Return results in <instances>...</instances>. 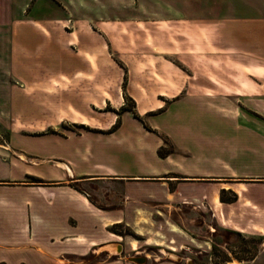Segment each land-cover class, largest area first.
<instances>
[{"label":"rangeland","instance_id":"obj_1","mask_svg":"<svg viewBox=\"0 0 264 264\" xmlns=\"http://www.w3.org/2000/svg\"><path fill=\"white\" fill-rule=\"evenodd\" d=\"M175 1L183 3L177 7L190 9L191 0H0V143L7 144L8 136L11 138L7 130L14 128L20 132L13 135L17 137L13 141L78 152L94 172H110L108 167L113 166L132 173L165 167L199 174L185 177L197 180L198 194L189 196L190 189L184 188L182 198L161 197L157 183H148L152 195L132 199L127 220L110 226L117 234L115 247L111 246L116 253L111 257L143 264L161 260L264 264V232L252 227L254 215L242 206L240 183L242 173L246 178L264 175V118L255 111L261 102L186 95L171 102L160 98V83L169 77H182L187 84L189 78L242 76V67L207 69L198 61L203 54H197L199 58L194 57L192 63L172 64L175 54L159 47L167 45L164 26L179 23L161 20ZM131 14L133 20L112 21L116 15ZM114 24L125 25L123 34L111 26ZM104 26L109 33L107 45L104 41L99 53L103 83L102 91L97 92L94 84L79 77L84 67L79 45L84 34L88 42H94ZM229 35L220 43H228ZM128 37L130 45H126ZM203 42L199 39L198 44ZM225 54L231 60L242 58V52ZM219 55L223 54L216 57ZM94 56V52L86 53L90 62ZM94 73V68H88L87 78ZM108 96L110 99H104ZM122 113L130 118H123ZM120 123L116 135H124L125 141L106 132ZM155 144H160L156 150L160 155L174 146L178 162L172 165L150 158L140 147ZM96 147L115 151L118 159L95 155ZM142 151L145 162L136 160ZM206 172L232 175L203 176ZM174 184L170 183L171 189ZM257 186L250 183L245 192L253 197ZM106 192L105 188L99 195L101 202H108ZM117 194L109 201L123 206L125 200L119 191ZM259 200L264 203V189ZM108 254L103 251L88 264ZM132 256L145 259L138 262Z\"/></svg>","mask_w":264,"mask_h":264},{"label":"crops","instance_id":"obj_2","mask_svg":"<svg viewBox=\"0 0 264 264\" xmlns=\"http://www.w3.org/2000/svg\"><path fill=\"white\" fill-rule=\"evenodd\" d=\"M178 4L183 3H171L170 11L161 17L166 22H179L173 27L164 26V42L167 45L159 48L164 53L175 54V62L168 61L177 67L178 63L189 60L192 63L194 57L199 58L197 54H203L205 56H201L198 61L207 69L242 67V76L189 78L187 84L182 77H169L168 81L160 83V98L171 102L185 95L187 98L203 96L229 101L239 99L245 103L255 100L261 102V107L264 106V0H191L190 9L186 11L183 7H177ZM131 19H134L132 14L112 17L113 22ZM239 21L242 24H234ZM105 26L100 35L94 36V42H88L84 34L79 45V57L84 66L79 77L94 84L97 92L102 91L103 83V63L99 53L103 52L104 41L107 45L105 38L109 32ZM111 26L120 28L123 34L122 27L125 25ZM226 34H230L229 38L232 39L221 44L220 40ZM199 39L205 43L199 45ZM126 41V45H130L129 37ZM93 52L95 60L90 62L86 53ZM241 52L242 58L238 60L227 59L225 54ZM220 53L223 55L216 57ZM88 68L95 70L91 78H87ZM97 84L101 86L100 90ZM104 99H110V96ZM261 107H256L255 111L264 118L261 113L264 109ZM121 116L130 118L128 113H122ZM108 126L110 124L105 127ZM120 126L121 123L106 132L117 136ZM7 131L11 138L8 136L7 144L0 143V264H88L92 257L96 258L103 251L110 254L91 264H143L123 257H111L116 253L111 252V246H114L113 240L117 239V234L110 226L126 219L133 206L132 199L143 200L152 195L148 191V183H157L162 190L161 197L167 199L182 198L184 188L190 189L186 193L189 196L198 194L200 186L195 185L197 180L185 177L199 174L178 173L165 167L153 168L149 173H132L113 166L108 167L107 171L110 172H94L91 167H87L78 152H62L50 147L22 144L13 141L17 139L13 135L19 133V130L8 128ZM76 135L82 134L68 136ZM125 138L124 135L116 137L118 141H125ZM159 145H151L147 149L140 147L148 151L150 158L175 165L178 159L175 157L174 146L170 152L160 155L156 151ZM95 155L118 159V153H109L102 147H96ZM136 160L145 162V151L138 153ZM210 172L202 174L232 175ZM143 176L158 179H142ZM246 176L242 173L240 182L242 206L254 215L250 220L252 227L264 232V203L259 200L263 194L264 175H255L256 178ZM173 182L175 184L171 189L170 183ZM250 183L259 185L255 189V197L245 192ZM105 188V194L108 195L106 199H109L108 202H101L99 195H102ZM118 191L125 200L123 206L109 201L117 198ZM153 264L179 263L161 260Z\"/></svg>","mask_w":264,"mask_h":264},{"label":"water","instance_id":"obj_3","mask_svg":"<svg viewBox=\"0 0 264 264\" xmlns=\"http://www.w3.org/2000/svg\"><path fill=\"white\" fill-rule=\"evenodd\" d=\"M132 258H133V260H136V261H138V262H142V261H144V256H132Z\"/></svg>","mask_w":264,"mask_h":264},{"label":"bare ground","instance_id":"obj_4","mask_svg":"<svg viewBox=\"0 0 264 264\" xmlns=\"http://www.w3.org/2000/svg\"><path fill=\"white\" fill-rule=\"evenodd\" d=\"M230 264H244V263L240 261H232Z\"/></svg>","mask_w":264,"mask_h":264}]
</instances>
